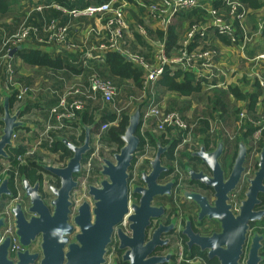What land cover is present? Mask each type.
I'll return each mask as SVG.
<instances>
[{
    "label": "water",
    "instance_id": "obj_1",
    "mask_svg": "<svg viewBox=\"0 0 264 264\" xmlns=\"http://www.w3.org/2000/svg\"><path fill=\"white\" fill-rule=\"evenodd\" d=\"M16 50H12L10 54H14ZM0 94L2 96L0 104L2 107L0 158L7 160V148L13 147V134L17 129L27 127V123L20 119L23 107L12 112L9 105L11 95L3 89L0 90ZM139 125L140 108L136 106L128 115L127 126L121 135L122 146L112 154V159L103 158L101 160L98 172L101 178L98 184L87 186V195L90 201H82L74 214L71 211L70 197L78 184L75 175L79 174L82 158L90 150L91 131L94 129V125L81 124L84 137L80 145H76L64 137H56V140L63 143L72 154L63 166L42 165L45 172L42 175L41 185L38 181L30 184L24 176L17 177L23 197L28 199L27 212L30 215L29 218H26L19 203L10 209L14 220L15 236L21 248L14 255L15 263L13 264H35L38 257L40 258L38 264H103L105 262L104 255L107 252L106 247L115 238L118 248L125 250L122 259L130 260L131 264H157L162 260L158 257L147 258V255L160 244L161 232L170 230L173 221L167 226L159 223L146 242L145 236L151 220L165 214L163 205L153 204L154 200L158 197L169 198L171 196L174 181L160 182L161 174L168 172V168L162 164L161 158L167 152L169 145L165 147L157 145L153 158L148 161L149 171L140 173L143 185H134L130 191L128 170L139 144V138L136 135ZM246 150L245 141L240 138L229 175L227 179H224L218 160L223 151V142L218 141L215 149L211 152H207L200 144V150L193 155L207 166L210 175L194 172L190 167L186 168V173L190 180L214 191L213 205H209L206 197L198 193L186 189L180 191L183 201L196 203L200 217L207 216L220 223V232L213 233L209 237H201L203 243L200 244L202 248H208V257H217L220 264H237L247 222L256 216L252 211L256 193L264 190L262 184L264 178L263 146L259 153L257 170L254 176L248 180L245 198L240 202L239 213L233 215L231 205L228 203V194L240 178ZM47 175L56 178L57 185L49 184L46 189L43 188L45 186L44 178ZM14 180L15 176L13 182ZM8 181V175L0 180V198L2 196L13 198L8 189ZM129 191L138 196L136 203L129 201ZM45 197L49 200L46 201ZM124 217L128 222L130 236H127L119 226ZM3 220V217H0V228L3 225ZM75 229H77L76 232H74ZM73 232L74 240L69 242V237ZM182 234L190 239L187 226L182 230ZM213 242L224 244L227 262L224 263L220 255L212 251L209 243ZM35 243L38 245V251L31 252L30 248ZM9 245V238L0 241V264H4V260L8 261L6 256ZM6 264L11 263L6 262Z\"/></svg>",
    "mask_w": 264,
    "mask_h": 264
},
{
    "label": "built area",
    "instance_id": "obj_2",
    "mask_svg": "<svg viewBox=\"0 0 264 264\" xmlns=\"http://www.w3.org/2000/svg\"><path fill=\"white\" fill-rule=\"evenodd\" d=\"M55 8L62 10L64 13L72 16L73 18L85 17L87 19H95L100 22V28L97 26H87V35L95 39V43L90 46V49H85V58H91L90 50L98 51L95 58L103 60L104 54L107 51H116L123 55L127 60L131 61L134 65L143 69V76L139 96H129L127 103L121 108L114 107L115 98L118 94L116 84L110 79L103 78L97 73L93 72L88 75L85 81H81L79 77H75L74 81L70 84H65L64 88L60 91L49 86L39 87L36 84H22L19 80V75L14 63V56L11 51L18 49L25 41L31 37L35 41L43 45H52L57 48H66L69 50H76L81 48L69 42L67 38L68 28L67 25H60L56 20L50 21H37L34 23H22L17 29L9 36H3L0 45V90L3 89L7 94L13 95V108L15 112L25 99L34 97L38 91L48 92L53 98L54 103L50 107V115L53 116L56 123L54 125H46L41 132L38 133L34 140L33 146L26 149L24 153L16 156L19 164H25L27 158L31 157L34 153V147L45 144L48 148L56 141L57 135H52L56 131L64 130L70 127L72 123L80 121V112H82L88 104H94L100 101L102 107L112 111L115 114L116 120L118 116L128 110L131 111L135 108L132 107L133 102L137 101L140 108V125L139 133L144 138L146 133L157 132L164 134L165 138L176 141L175 157H178V152L189 150L191 142L194 138V129L197 121H186L184 117L176 110H167L163 108L160 103L155 99V84L161 78L165 66L174 70L179 68L181 70L190 69L196 64L199 66L210 67L211 59L215 54L213 49L206 50H186V45L197 34L200 36H208L209 31L213 30L215 34L225 37L231 45H247L255 36L247 26L246 17L249 13L242 3L238 0H222V7H215L209 0H147L145 2V15L149 19H161L165 16H174L182 11H191L193 9H202L208 18L207 23H193L189 26L185 33V39L181 42V48L178 50V55L167 56L164 52L163 46L160 45L155 53V64L148 63L141 55L132 53L126 40L128 23L123 12L122 5H115L114 0H107L105 2L87 5L81 9L65 10L55 5ZM44 8L40 4L36 5L34 10L40 12ZM264 25V18L261 20ZM93 27V28H91ZM209 27H212L209 28ZM91 39V40H92ZM86 46V45H84ZM254 63L264 64V53H260L251 59ZM50 75V74H49ZM260 87L264 88V78L257 76ZM115 122V121H114ZM114 122L101 123L99 125L98 134L94 138L95 144L99 143V133L105 131L109 125ZM250 126H257L249 139V157L254 155L257 150L256 143L260 142L262 133L264 131V118L261 121H255L249 117L244 110H241L236 117L237 130H241L243 124ZM214 128V127H213ZM213 128L209 129V133H213ZM224 133L225 129H220ZM17 131L12 136V144L17 139ZM196 136V135H195ZM238 135L235 133L226 132L228 139H236ZM79 139V138H78ZM78 142V140H77ZM146 143V141H145ZM24 149V148H23ZM147 144L138 153H142L143 157L147 152ZM81 163V167H82ZM86 165H90L87 161ZM10 167L7 161L3 165V173ZM176 160L173 161L172 170L177 175V187L180 185L182 175L177 169ZM14 186L16 194L11 198L10 204L0 211V216L4 218V226L2 228L1 239L4 237L10 238L9 252L14 256L21 250L17 238L15 236L14 220L10 213V209L14 204L19 203L23 209H27V204L23 201L21 188L18 183V178L15 175ZM176 192V190H174ZM70 200L72 202V211L74 212L77 206L82 202V196L75 194V190L71 193ZM125 219L120 223L121 227H125Z\"/></svg>",
    "mask_w": 264,
    "mask_h": 264
},
{
    "label": "trees",
    "instance_id": "obj_3",
    "mask_svg": "<svg viewBox=\"0 0 264 264\" xmlns=\"http://www.w3.org/2000/svg\"><path fill=\"white\" fill-rule=\"evenodd\" d=\"M35 1V2H34ZM107 0H0V45L2 43L3 36L11 35L19 25L22 23H34L37 21H50L51 19L56 20L60 25H67L68 34L67 38L69 42L75 45H79L81 48L76 50H69L62 47L59 53H50L47 51H42L37 48H22L21 46L16 50L15 55L21 60L24 65L32 66V67H45L52 71L61 70L64 73H73L74 75H80L82 79L85 81L89 74L95 72L99 76L110 79L113 81L119 89H126L139 91L141 88L143 69L134 65L131 61L127 60L123 55L116 51H107L104 54V63L99 67H92V65L87 64L85 58V48L81 41L77 38H74L75 35L73 33L75 27H84V26H93L92 20H88L85 17L73 18L72 16L64 13L62 10L55 8L57 5L60 8L65 10L71 9H81L86 7L87 5H95ZM242 3L247 9H257L261 7L264 3V0H238ZM34 2L40 4L44 8L40 12L31 11L30 4ZM209 2L215 7H222V0H209ZM179 14V13H178ZM180 17L184 18V20L190 26L193 23H201L205 24L208 22V18L205 15V11L202 9H193L191 11H182L179 14ZM5 19H9V22H5ZM93 28V27H91ZM156 35L159 39L164 38L165 41V53L168 56L169 53L175 49L179 48V33L176 31V26L168 25L165 31H156ZM222 37V36H220ZM93 37H89L92 39ZM35 40L34 37H31L29 40ZM224 39V38H223ZM140 40V38H139ZM225 40V39H224ZM206 36H200L197 34L193 41L195 44H203L206 42ZM191 42V43H192ZM226 42V41H225ZM143 45L148 49V45L143 43ZM87 46V45H86ZM189 49L194 46V44H189ZM60 48V47H59ZM188 49V47H187ZM84 57H80V56ZM146 59V57L143 56ZM86 59V58H85ZM151 65L154 64L152 61H148ZM127 81L129 83H127ZM253 89L250 92H243L237 86H228L226 91L217 90L214 91L211 95V105L212 110L214 112L220 111L221 114H226L229 110V103H227V99L229 96L233 97L234 101H244L246 102V107L248 111L254 112L255 107L258 103L262 102L264 105V94L262 93V89L259 87L258 82L254 81ZM157 91L162 89L165 92L169 93H178L180 95L188 96L193 93H196L200 90V83L195 80L194 75L188 70H180L175 69L171 70L168 66L164 67L163 74L161 78L158 79ZM130 96V95H129ZM128 96V97H129ZM14 97L13 95L9 98L10 108L13 104ZM139 106V104H136ZM135 105V106H136ZM99 112L96 114H100L98 118L95 117V111L92 112L93 106L86 107L82 112H80V123L86 126L94 125V129L91 132H97L99 124L101 123H109L114 122L109 125V127L101 134L100 142L101 144L107 146V148H114V151H118V149L122 146L123 142L121 140V135L124 133L125 127L128 123V115L129 111H123L117 118L112 111H107L103 109L102 105L95 107ZM0 111H2V107L0 105ZM234 112L239 113V108L235 109ZM1 123V122H0ZM203 126L207 125L205 120L202 121ZM202 127L199 131L201 135L209 136L206 127ZM255 128L245 123L242 126L240 136L246 140L247 136H251ZM56 133H52L55 135ZM136 135L139 138V148L148 141L152 146L155 144L154 141H160L161 145L169 143L171 140L166 139L165 135L162 133L160 135H154L153 133H146L145 138L140 135L139 127L136 131ZM84 137V131L81 129V134L79 136V143L72 141V143L79 145L82 143ZM176 144V141L172 143ZM173 145H170V148L167 152L162 155L163 161L173 160L172 150ZM261 146H264V143H261ZM52 151L59 153V162L65 163V161L71 156V151L61 142L55 141L52 144ZM24 149L22 147H8L7 160L11 162L10 169L6 172V175L9 176V187L11 189L12 195L16 194V190L14 188L13 177L15 173L19 177L24 176L30 184H34L35 182L42 183V173L45 172L42 167L35 163L34 161H27L25 165H19L18 161H16L15 157L19 154H23ZM13 154L15 157H13ZM90 154V150L85 153L82 158L81 163H84ZM168 165V164H167ZM168 172L161 174V179H163ZM78 175H75V179ZM1 178V176H0ZM98 180V179H97ZM55 185H57V180L55 178Z\"/></svg>",
    "mask_w": 264,
    "mask_h": 264
},
{
    "label": "crops",
    "instance_id": "obj_4",
    "mask_svg": "<svg viewBox=\"0 0 264 264\" xmlns=\"http://www.w3.org/2000/svg\"><path fill=\"white\" fill-rule=\"evenodd\" d=\"M115 5H122L123 6V12L125 15V18L128 23V29L126 34V40H127V46L129 50L132 53H136L138 55H141L142 57H146V61H152L155 64V53L156 50L159 49V46L162 45L164 52H165V41L164 38L159 39L156 35V31H165L168 25H174L176 26V31L179 33V48L171 51L168 56H176L178 55V50L181 48V42L183 39H185V33L187 29L189 28L188 23L184 20V18L180 17L179 14H176L174 16H165L161 19H149L145 15V7L144 4L147 0H114ZM35 2V1H34ZM32 2L30 4V10L35 11L34 8L38 3ZM132 6V7H131ZM37 12V11H36ZM264 3L261 7L257 9H250L249 13L246 17V23L247 26L250 28L251 32L255 34V36L252 38V40L245 46L241 45H231L229 41L225 37H220V35H217L214 33L213 30L209 31L208 36L206 37L207 41L203 44H195L192 40L188 42L186 45V50L193 51V50H206V49H213L215 51V54L213 55L211 59V66L205 67V66H199V64H196V66L187 69L189 72H191L194 75V78L196 81L200 83V85H206L207 88L214 89V91L217 90H224L228 86H237L241 91L243 92H250L253 89V83L254 81L258 82L259 80L256 77L260 76L261 78H264V64L263 63H254L251 62V59L255 57L256 55L260 53H264V25L261 23L262 17L264 18ZM92 20L93 26H97V28H100V22L95 19H88ZM5 22H9V19H5ZM187 23L186 27L185 24ZM183 26V27H181ZM212 29V27H209ZM87 27H75L73 33L75 35L74 38H77L79 42L81 41L82 44H85L87 46H84V48L90 49V46L95 43V39H89L90 36L87 35ZM140 38V40H139ZM225 40H224V39ZM226 41V42H225ZM194 44L191 49H189V44ZM143 43H146L148 45V49L143 45ZM22 48H37L42 51H47L50 53H59L62 48H57L52 45H43L37 43L35 40H27L22 45ZM188 47V49H187ZM91 58L85 59L87 64L92 65V67H99L102 66L104 63L103 60H100L98 58H95V56L98 54V51L96 50H90L89 51ZM166 54V53H165ZM14 63L16 66V70L19 75V80L22 84H36L39 87L43 88L46 86H49L51 88L61 90L64 88L65 84L71 83L74 81L75 77H79L81 81H84L80 75H74L73 73H64V71L56 70L52 71L45 67H32L24 65L21 60L14 54ZM80 57H84L83 55ZM239 64L245 65L247 71L244 72V74L241 76V73L238 74V77H241L242 79L247 78L248 82L243 83L239 82L238 84L233 83H227L232 77V75H237L238 73V66ZM179 69V68H175ZM174 69V70H175ZM181 70V69H180ZM50 74V75H49ZM245 80V79H244ZM127 83H129L127 81ZM157 84V83H156ZM155 84V99L160 103L162 101V97L159 96L157 87ZM1 85V83H0ZM117 86V85H116ZM260 87V85H259ZM262 89V93L264 94V88L260 87ZM118 93H119V87L117 86ZM213 91V92H214ZM165 92V91H164ZM212 92V94H213ZM167 93V92H165ZM211 94V95H212ZM117 96V95H116ZM231 97V96H229ZM233 98V97H231ZM0 100L2 101V96L0 94ZM234 100V99H233ZM54 98L48 93V92H42L38 91L34 97H29L28 99H25V102L21 103L20 106L23 107V111L21 113L20 119L21 121H24L27 123V127L17 129V139L14 140V143L16 146H13V148L22 147L24 148V151L30 147L33 146L34 140L36 139L37 135L41 130L46 127V125H54L56 123L55 119L52 115H50L49 109L54 103ZM99 101H96L95 103H98ZM239 104H242L241 106L244 107V110L246 114L253 118L255 121H261V119L264 118V112L259 113L256 111L257 107H261L264 111V105L262 102L258 103L255 107L254 112H250L247 109L246 102L244 101H235ZM88 104L87 107L93 106L92 112L95 111L99 112L102 110L100 109L101 102L99 104ZM244 104V105H243ZM100 109L97 110L95 108L96 106ZM211 105V104H210ZM137 106V105H136ZM162 106V105H161ZM212 106V105H211ZM106 109L107 108H103ZM176 110L172 109V107L167 108V110ZM212 109V107H211ZM134 110V109H133ZM109 111V110H107ZM178 111V110H176ZM240 111V108H239ZM132 112V110H131ZM179 112V111H178ZM130 113V112H129ZM182 116L183 114L179 112ZM218 114V117H216L213 133H209V126L211 125L209 119L203 118L202 116L197 117L195 120L197 121V125L194 129L195 135L198 137V139L203 138L202 141H208L211 144V140L220 139L224 142L225 149L227 151H232L236 145V140L242 138L241 136H237L236 139H228L227 137L223 136V132L220 131V129H225L227 131L226 120L222 119L223 114L220 113V111L216 112ZM100 114H96L95 117L98 118ZM184 117V116H183ZM185 119V117H184ZM27 120V121H26ZM194 120V121H195ZM205 120L207 122L206 131L209 136H204L199 133V129L203 126L202 121ZM192 122V121H189ZM236 125V120H235ZM100 125V124H99ZM256 130L257 126H253ZM81 123L80 121L77 123H72L70 127L64 130L56 131V135L61 136L69 140L70 142L74 141L76 143L80 134H81ZM99 129V127H98ZM200 129V130H201ZM104 132V131H103ZM99 133V137H101V134ZM98 134V131L91 132V141L93 142L94 138H96V135ZM239 135V134H238ZM251 136H247L246 139H250ZM28 138L30 141H27ZM72 140V141H71ZM57 141V140H56ZM261 143H264V131L262 133V137L260 139ZM99 143L100 138H99ZM53 147L48 148L45 144H41L40 146L34 147V153L31 156V159L27 158L25 161V164L27 163L28 159L29 161H34L35 163L39 164L41 161L44 162L45 158L47 156L54 157L56 155H59L58 152L52 151ZM107 148V146L105 147ZM108 149V148H107ZM114 153V152H113ZM13 157L15 155L13 154ZM57 157V156H56ZM16 159V157H15ZM41 159V160H40ZM40 160V162H38ZM8 161V160H6ZM17 161V160H16ZM10 163L11 167V162ZM62 164V162H59V164ZM25 164H19V165H25ZM45 164H39L40 166L46 165ZM6 169L7 171L10 169ZM6 174L1 173V175ZM17 177V173H15ZM43 175V173H42Z\"/></svg>",
    "mask_w": 264,
    "mask_h": 264
},
{
    "label": "flooded vegetation",
    "instance_id": "obj_5",
    "mask_svg": "<svg viewBox=\"0 0 264 264\" xmlns=\"http://www.w3.org/2000/svg\"><path fill=\"white\" fill-rule=\"evenodd\" d=\"M202 139L203 138H200V139L197 138L193 140L191 142V146L189 150H186L184 148L183 150L178 152V157H175L176 155H175L174 149H175L176 144L175 145L172 144L174 141L171 140L169 143L164 144V145H161L160 141H157V140L154 141L155 142V144L153 145L154 154L156 152L158 144L161 145V147H165L166 145H169L167 151L169 150L170 145H173L174 147L172 150V156H173L172 161L176 160V164L179 168H180L179 164L182 163L185 165L184 174L182 170L180 171L182 175V180L178 187H177V184H178L177 179H174V176L176 177V175L171 176V173L174 172L172 171V167L170 169V167L167 166L168 171L170 169V172L160 181L163 183L169 180L174 181L171 194L173 193L175 189L176 194L174 195L175 197L178 198V202L173 201L174 205L171 206L170 202H167L168 204L167 203L164 204V198L158 197L157 199L154 200V203H153L155 205H163V207L165 208V214L160 216L159 218L151 220V224L146 229L145 242L150 239L153 230L158 227L159 223H161L164 226H167L171 223V221H173L172 228L170 230L161 232L160 244L155 246L147 255V258H150V257L162 258V260L158 262L157 264H220V260L217 257L215 256L211 258L208 257V254H207L208 248H202L200 245L203 243L201 237H209L213 233L220 232V223L216 219L208 218L207 216L200 217L198 215L199 208L197 207L196 203L194 201H189V202L183 201L180 196V191L182 189H186L188 191L198 193L202 196H205L209 205H213V202L215 200L214 191L211 188L206 187L196 181L190 180L189 175L186 173V168L190 167L191 169H193L194 172H202L203 174L207 176L210 175V171L207 168V166L204 163H202L198 157L194 156L193 153L198 152L200 150V144L204 146L207 152H211L212 150L215 149L220 139L211 140L210 141L211 144L208 141H202ZM244 141H245L247 150H246V156L243 162V170L241 172L239 180L235 184V187L228 194V203L231 205V211L233 215H237L239 213L240 202L241 200L245 198V192L248 187V180L254 176V173L257 170L259 153H260L261 148L263 147L261 146V142L256 143L257 150L255 154L252 156V158H249V154H248L249 146H250L249 139H246V140L244 139ZM238 142H239V139L236 140V145L238 144ZM146 144H147V148H148L147 152H148L150 146H152L148 141H146V143H143V145L140 147L139 150H137L139 148V144H138V147L131 161V166L128 170V175H129L128 186H129L130 191H131L132 186L134 185H143L140 180L141 171H145V172L149 171V165H147L148 168H146V170L139 171L137 181H132V178L130 175L131 168L135 162L136 157L138 156V151H140L142 148L144 149ZM236 151H237V146H235V148L232 151H227L225 149V145L223 142V151H222L221 156L218 158V160H219L221 169L223 171L224 179H227L229 175ZM163 163L164 162L162 160V164ZM5 175H1V178H3ZM262 184L264 185V178H263ZM8 189L11 192L9 184H8ZM130 191H129V201L136 203L138 200V196L133 195ZM5 197L6 196H2L0 198V201L5 199ZM170 199L171 197L169 198V200ZM255 199L256 201L253 203L252 211L256 214V216L253 219L248 220L247 222V229L245 232L243 243L241 245V251L237 259V264H264V190L258 191L256 193ZM157 200H159V202H157L158 204H156ZM0 208H1V205H0ZM22 210L24 211L26 218H29L30 214L27 212V209L24 210L22 207ZM71 211H72V207H71ZM74 213L75 211L74 212L72 211V214ZM123 219H125V222H126L125 227L123 228L120 225L119 226L122 228V230L127 236H130V231L128 230V222L126 220V217H124ZM70 222H72V220H70ZM4 223L5 222L3 220V225L0 228V241L4 240L5 238H9V237H4L3 239H1L2 228L4 226ZM186 226H187L188 233L190 235V239L189 237L182 234V230ZM76 230L77 229H75L74 232H76ZM74 232L69 237V242H72L74 240V237H73ZM223 240L225 239L223 238ZM37 243L31 246L30 248L31 252L38 251ZM209 245H211L212 251L217 252L220 255L224 263L227 262V259L225 257V252H226L225 246L224 244H222V242L221 243L213 242V243H209ZM9 248H10V245H9ZM9 248H8L7 256H6L8 261L4 260L3 261L4 264H6V262H9L11 264L15 263V256H13L9 252ZM106 250L107 252L104 255L105 262L103 264H131L130 260L122 259V255L125 250L124 249L121 250L118 248V242L116 238L113 239L111 244H109L106 247ZM109 253H111L110 254L111 259H112L111 262L108 259ZM39 259H40L39 257L38 259H36L35 264H38ZM173 260H175V262H173Z\"/></svg>",
    "mask_w": 264,
    "mask_h": 264
},
{
    "label": "rangeland",
    "instance_id": "obj_6",
    "mask_svg": "<svg viewBox=\"0 0 264 264\" xmlns=\"http://www.w3.org/2000/svg\"><path fill=\"white\" fill-rule=\"evenodd\" d=\"M262 19H263V17H262ZM186 25H187V23L185 24L184 27H186ZM181 27H183V26H181ZM246 71H247V69H246L245 65L239 64L237 75H232L231 79L229 81H227V83L230 82L233 84H238L239 82H243V83L248 82L247 78L244 77L245 80L242 79L243 81H241V77H238L239 73H241V76H242L244 74V72H246ZM223 89H226V88H223ZM213 91H214V89L207 88V86L204 84V85H200V90L198 92L193 93V94L188 95V96L180 95V94L175 93V92L174 93H169V92L165 93L162 89H159L158 94L160 97H162L161 105L163 108L167 109V108L172 107V109L178 110L179 112H181L183 114L186 121H194L197 117H200V116H202L203 118H207V119H209L208 121H210V123H211V125L209 126V129H211L215 126V124L213 125V123H215V121H216L215 119H216V117H218V114L216 112H214V110L211 109L212 106L210 105L211 104L210 102L212 99L211 94ZM129 95L136 97V96H139L140 93H139V91H135V90L127 91L125 88L120 89L119 93L117 94V96L115 98L114 107H117V108L123 107L125 105V103H127V101H128L127 98ZM99 102L95 103V105L99 104ZM227 103H229V110L227 111L226 114H223V117H222V119L227 121L225 124L226 125L225 127H227V131H224L223 136L226 137V132H228L230 134H232V133H235L237 135L239 134L238 136H240L241 130H237V126L234 123L236 120V117H235L236 113L234 112V110L236 108L237 109L240 108V111H241L242 109H244V107L241 106L242 104L235 102L233 100V98H231V97H228ZM0 104H1V100H0ZM136 104H138V102L134 101L132 107L134 108V106ZM12 106H13V104H12ZM12 106H11V110L13 108ZM98 106H100V105H98ZM256 111L259 113L264 112L261 107H257ZM1 115H2V111H0V117H1ZM1 128H2V125L0 123V133H1ZM151 133H153L154 135H160V133H157V132L151 131ZM195 133L197 134V132H195ZM197 138L198 137L194 135L193 140H195ZM27 141H30V139L28 138ZM78 143H79V140H78ZM153 149H154L153 146H150L147 154L143 157L140 156L142 153H138V156L136 157L135 162H134V164L131 168V171H130L132 181H137L138 173L140 170H146V168H148V166H147L148 162L147 161L152 158V156L154 154ZM113 152L114 153L116 152V150L114 151V148H108L107 149V148H105V145H103V144H95L92 141L90 142V154H89L87 160L82 164V167L79 171V174L76 177V181L78 184H77V187L75 189V194H77L78 196H82V201H84V200L90 201V198L87 195V186L98 184V181L101 178V176L98 173L99 169H100L101 160L103 158L112 159ZM56 156H54V157L47 156L45 158L44 162H42V161L40 162L41 159L38 160V162H40L39 164L47 163L46 165H54V166H58V167L63 166L64 164H61V163L59 164V160H60L59 155H56ZM252 156H250L249 158H252ZM29 159H31V157ZM162 160H164V159L162 158ZM87 161L90 162L89 166L86 165ZM163 162H164L163 164L165 166L170 167V169H171V167H173V161L172 162L169 161V163H167V161H163ZM6 163H7V161L4 158H0V176H1V173H3V169H4L3 165H5ZM179 166H180V168L177 167L178 171L182 170L183 174H184L185 165L181 163V164H179ZM174 175H176V174L174 172H172L171 176H174ZM1 179L2 178H0V180ZM44 179H45V186H43V188H45V189L47 188V186L49 184L55 185V183H56L55 178L51 175H47ZM174 179H177V175H176V177L174 176ZM18 183H19V180H18ZM21 194L23 197V191L21 192ZM174 194H176V192L173 191V193L170 196L171 197L170 200H169L170 197L164 198V204L167 202H170V204L172 206V205H174V202H178V198L175 197ZM10 200H11V198H7V199L5 198L2 201H0V205H1L0 211L4 210L5 207L10 204ZM45 200L48 201L49 199L47 197H45ZM23 201L27 204V206L29 205L27 198L23 197ZM157 202H159V200L156 201V204H158ZM110 248H111V246H110ZM109 251H111V250H109ZM110 254L111 253L108 254V259L111 262L112 259H111ZM173 262H175V260H173Z\"/></svg>",
    "mask_w": 264,
    "mask_h": 264
}]
</instances>
